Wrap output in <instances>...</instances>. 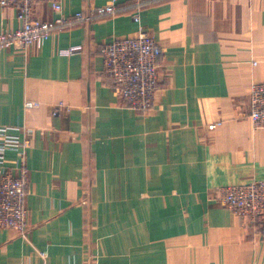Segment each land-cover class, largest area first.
<instances>
[{"label":"crops","instance_id":"0c3cea01","mask_svg":"<svg viewBox=\"0 0 264 264\" xmlns=\"http://www.w3.org/2000/svg\"><path fill=\"white\" fill-rule=\"evenodd\" d=\"M109 1L63 0V12ZM34 12L55 18L45 2ZM17 13L0 5V32L19 28ZM134 13L72 17L41 47L0 52V126L35 131L29 233L0 227V264H264V238L219 199L264 180V128L244 116L264 81V0H149ZM140 29L162 48L146 113L122 103L100 53Z\"/></svg>","mask_w":264,"mask_h":264},{"label":"built area","instance_id":"2783aa9c","mask_svg":"<svg viewBox=\"0 0 264 264\" xmlns=\"http://www.w3.org/2000/svg\"><path fill=\"white\" fill-rule=\"evenodd\" d=\"M45 2L52 8L55 18L45 21L35 16L36 3ZM120 0H110L105 5L89 7L72 17L83 24L117 15ZM139 5L140 3L137 2ZM0 5L15 7L20 26L15 31L0 32V52L8 48L26 50L41 47L52 32L72 25V17L63 12V0H0ZM141 7L135 10L134 21L140 22ZM72 47L66 52L80 50ZM103 72L111 80L112 87L122 103L140 113L148 112L154 105L160 84V57L162 48L154 36L140 29L135 36L114 39L100 48ZM25 107L39 108L40 103L26 101ZM65 105L59 103L52 115L61 114ZM256 128H264V81L252 84L247 110ZM217 125H210L214 130ZM35 131L30 127L0 126V227L14 228L26 237L29 233L27 196L30 171L27 166L28 150ZM15 153L10 159L8 153ZM219 199L232 213L251 226L264 238V180L227 185L219 189Z\"/></svg>","mask_w":264,"mask_h":264},{"label":"trees","instance_id":"16d2710c","mask_svg":"<svg viewBox=\"0 0 264 264\" xmlns=\"http://www.w3.org/2000/svg\"><path fill=\"white\" fill-rule=\"evenodd\" d=\"M150 1H154V0H150ZM147 2H149V0H142V1L139 2L140 4L138 5V4H136L137 2L130 1L127 4L128 6H124L123 4L119 3L117 14L122 13V12H124L126 10H129V9L136 10L138 7L142 8V7H144L147 4Z\"/></svg>","mask_w":264,"mask_h":264}]
</instances>
